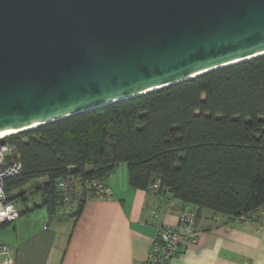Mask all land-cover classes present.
Segmentation results:
<instances>
[{"label": "water", "instance_id": "95a60500", "mask_svg": "<svg viewBox=\"0 0 264 264\" xmlns=\"http://www.w3.org/2000/svg\"><path fill=\"white\" fill-rule=\"evenodd\" d=\"M261 55L264 0H0V132Z\"/></svg>", "mask_w": 264, "mask_h": 264}, {"label": "trees", "instance_id": "16d2710c", "mask_svg": "<svg viewBox=\"0 0 264 264\" xmlns=\"http://www.w3.org/2000/svg\"><path fill=\"white\" fill-rule=\"evenodd\" d=\"M3 139L22 164L5 180L8 199L16 201L15 187L45 177L34 207L50 213L64 206L58 177L106 179L125 164L131 186L148 190L159 178L156 194L197 208L198 217L210 209L257 218L264 211V55Z\"/></svg>", "mask_w": 264, "mask_h": 264}, {"label": "crops", "instance_id": "0c3cea01", "mask_svg": "<svg viewBox=\"0 0 264 264\" xmlns=\"http://www.w3.org/2000/svg\"><path fill=\"white\" fill-rule=\"evenodd\" d=\"M106 184L107 194L88 200L77 215L73 203L56 213L34 207L41 200L19 206L8 244L13 264H146L158 226L176 225L184 204L131 186L125 164L108 173ZM261 212L257 218L230 219L202 209L196 235L167 264H264Z\"/></svg>", "mask_w": 264, "mask_h": 264}, {"label": "built area", "instance_id": "2783aa9c", "mask_svg": "<svg viewBox=\"0 0 264 264\" xmlns=\"http://www.w3.org/2000/svg\"><path fill=\"white\" fill-rule=\"evenodd\" d=\"M5 137V136H4ZM0 138V225L14 222L20 216V210L15 200H9L5 190V180L18 175L22 164L13 156L12 146ZM160 179H155L149 186V191L157 193L160 190ZM56 186L63 205L69 203L87 202L92 198L103 197L107 194L106 179L88 177L82 173H67L57 178ZM160 200H165V194H157ZM155 216L158 213L155 212ZM176 225L162 223L148 252L146 264H167L176 256L181 245L187 238H193L198 228V209L183 206L177 214ZM15 261L7 243L0 241V264H13Z\"/></svg>", "mask_w": 264, "mask_h": 264}, {"label": "rangeland", "instance_id": "374dc122", "mask_svg": "<svg viewBox=\"0 0 264 264\" xmlns=\"http://www.w3.org/2000/svg\"><path fill=\"white\" fill-rule=\"evenodd\" d=\"M44 181H45V177L36 178L34 180L24 183L19 187L18 186L15 187L11 191L10 195L16 199L15 202L18 208L19 206H24V204L26 203L27 205H29L42 200V194L39 191L38 186L40 185V183H43ZM76 205L77 203H73V205L71 206L75 207ZM259 211L261 212V209ZM12 223L13 222L9 223L4 228L0 227V241H3L7 244H12V229H13Z\"/></svg>", "mask_w": 264, "mask_h": 264}, {"label": "bare ground", "instance_id": "6f19581e", "mask_svg": "<svg viewBox=\"0 0 264 264\" xmlns=\"http://www.w3.org/2000/svg\"><path fill=\"white\" fill-rule=\"evenodd\" d=\"M14 131L15 130L2 131V132H0V138L4 137V136H8V135L14 133Z\"/></svg>", "mask_w": 264, "mask_h": 264}]
</instances>
